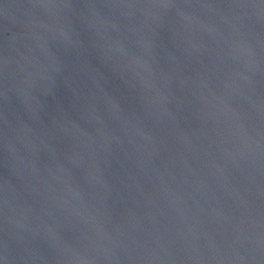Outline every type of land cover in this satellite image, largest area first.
Returning a JSON list of instances; mask_svg holds the SVG:
<instances>
[{
	"label": "water",
	"instance_id": "1",
	"mask_svg": "<svg viewBox=\"0 0 264 264\" xmlns=\"http://www.w3.org/2000/svg\"><path fill=\"white\" fill-rule=\"evenodd\" d=\"M0 264H264V0H0Z\"/></svg>",
	"mask_w": 264,
	"mask_h": 264
}]
</instances>
